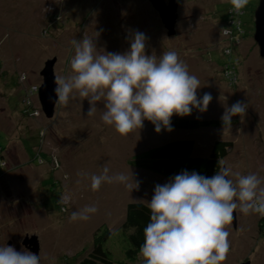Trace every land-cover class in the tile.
<instances>
[{"label":"rangeland","instance_id":"obj_1","mask_svg":"<svg viewBox=\"0 0 264 264\" xmlns=\"http://www.w3.org/2000/svg\"><path fill=\"white\" fill-rule=\"evenodd\" d=\"M176 2V32L169 36L148 0H0V246L29 250L22 241L36 235L41 264H75L91 249L100 225L117 230L128 203L147 205L155 185L169 180L127 163L134 154L166 141L193 140L196 156H208L215 140L230 141L221 163L264 179V63L252 38L258 0H250L245 8L241 19L247 37L234 41L239 49L229 57L238 61L239 79L234 85L228 83L221 65L228 60L225 48L230 38L223 33L222 14L229 0ZM135 31L146 34V54L177 52L200 80L198 97L211 93L205 113L193 110L186 117L221 119L225 108L237 101L247 104L244 117H232L225 129L160 133L145 121L142 129L125 137L102 123V103L87 116L90 105L78 94L66 106L56 103L50 118L44 115L38 90L48 59L56 58L55 77H67L72 75L73 39L95 38L101 54L124 53ZM33 86L34 94L29 91ZM105 166L111 174L132 172L139 188L130 191L123 185L104 184L92 191L91 175ZM88 205H95L97 213L86 222H70L72 212ZM236 217L235 227L226 226L230 250L223 264H264L261 216L237 211ZM113 237L108 247L114 258H122ZM127 264L144 260L139 253Z\"/></svg>","mask_w":264,"mask_h":264},{"label":"clouds","instance_id":"obj_2","mask_svg":"<svg viewBox=\"0 0 264 264\" xmlns=\"http://www.w3.org/2000/svg\"><path fill=\"white\" fill-rule=\"evenodd\" d=\"M229 2L240 14L250 0ZM94 40L71 41L72 75L54 78L55 102L66 106L78 94L90 105L87 116L95 114L100 102L102 123L125 137L142 129L145 121L153 124L156 133L171 132L173 115L186 117L193 110L207 111L211 93L198 97L200 80L177 52L146 54L147 37L140 31L131 34L130 48L124 53L101 54ZM246 111L247 104L239 101L226 107L221 117L224 129L231 126L232 117L243 118ZM90 181L94 192L104 184L123 185L130 191L139 188L132 172L131 176L111 174L107 166L91 175ZM147 208L149 222L140 246L144 264H223L230 250L226 226L232 223L234 213L264 217V179L255 173L243 175L224 164L211 177L183 170L155 185ZM97 211L95 205H88L72 212L69 220L86 222ZM0 264H41V257L5 245L0 246Z\"/></svg>","mask_w":264,"mask_h":264},{"label":"trees","instance_id":"obj_3","mask_svg":"<svg viewBox=\"0 0 264 264\" xmlns=\"http://www.w3.org/2000/svg\"><path fill=\"white\" fill-rule=\"evenodd\" d=\"M229 5L230 2L222 14V22L224 21V23L227 18L226 11ZM245 37H247L246 30L244 32ZM229 49L231 51L230 54H226L228 60L221 65L223 66V70L225 65L234 66L239 76L237 58L232 59V61L229 59L231 55H236L239 46L232 44ZM171 124L173 129L182 130L223 126L222 120L219 118L178 116L172 117ZM231 145L230 141L215 140L208 156H196L193 155V140H170L134 154L127 160V163L132 167L157 173L167 179L179 174L183 170L189 172L195 171L201 175L211 177L217 171H220L223 164L221 163L222 159L226 157L228 147ZM149 215L150 212L145 203L141 201L128 203L124 220L118 229L111 231L105 224L100 225L93 233L91 249L75 264H127L129 261L137 260L140 246L144 241L143 229L149 222ZM263 224L264 217H261L259 225L262 226ZM114 235L122 249V258H114L111 249L108 247Z\"/></svg>","mask_w":264,"mask_h":264},{"label":"water","instance_id":"obj_4","mask_svg":"<svg viewBox=\"0 0 264 264\" xmlns=\"http://www.w3.org/2000/svg\"><path fill=\"white\" fill-rule=\"evenodd\" d=\"M157 12L164 28L167 31V35L171 36L175 34V26L178 18V4L176 0H148ZM253 34L252 38L257 44L258 52L264 63V0H258V3L253 12ZM56 58L48 59L41 71L42 83L38 90V97L43 109V113L47 118H50L54 114L55 97L53 89L56 87L54 83L55 74L53 71V64ZM233 226L237 224L236 213L232 221ZM22 244L30 251L38 254L39 244L36 235L25 236ZM246 261L242 264H248Z\"/></svg>","mask_w":264,"mask_h":264},{"label":"built area","instance_id":"obj_5","mask_svg":"<svg viewBox=\"0 0 264 264\" xmlns=\"http://www.w3.org/2000/svg\"><path fill=\"white\" fill-rule=\"evenodd\" d=\"M245 10V9H244ZM240 14H237L233 9H232V5L230 4L228 9H227V18L225 21V24L228 25L229 28L225 27L223 33L230 38V42L229 44L226 46L225 48V54H230V49L229 47L232 44H236L234 41L236 42H240L242 38H240V36H244V28H243V22L241 19V16L243 14V11ZM233 41V43L231 42ZM224 75L226 77V79L228 80V83L230 85H234L235 83H237L238 81V74L234 69V66H227L225 65L224 68ZM32 89H30V93L34 94V92L36 91V86L31 87Z\"/></svg>","mask_w":264,"mask_h":264},{"label":"bare ground","instance_id":"obj_6","mask_svg":"<svg viewBox=\"0 0 264 264\" xmlns=\"http://www.w3.org/2000/svg\"><path fill=\"white\" fill-rule=\"evenodd\" d=\"M243 13H244V11H243ZM253 20H254V17H253ZM223 26L229 28L228 25L224 23V21H223ZM242 37H244V36H240V38H242Z\"/></svg>","mask_w":264,"mask_h":264}]
</instances>
